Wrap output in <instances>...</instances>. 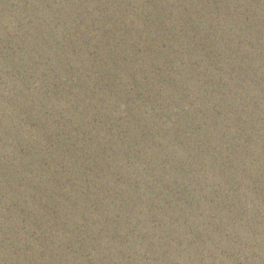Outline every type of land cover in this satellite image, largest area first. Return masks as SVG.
I'll return each mask as SVG.
<instances>
[{
	"label": "water",
	"instance_id": "1",
	"mask_svg": "<svg viewBox=\"0 0 264 264\" xmlns=\"http://www.w3.org/2000/svg\"><path fill=\"white\" fill-rule=\"evenodd\" d=\"M0 264H264V0H0Z\"/></svg>",
	"mask_w": 264,
	"mask_h": 264
}]
</instances>
